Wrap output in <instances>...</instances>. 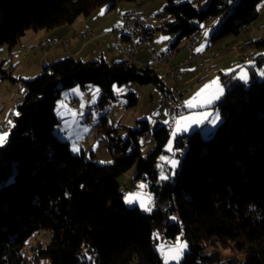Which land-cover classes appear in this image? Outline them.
<instances>
[{"label": "trees", "instance_id": "obj_1", "mask_svg": "<svg viewBox=\"0 0 264 264\" xmlns=\"http://www.w3.org/2000/svg\"><path fill=\"white\" fill-rule=\"evenodd\" d=\"M154 1L0 0V47L13 49L28 31L69 26L103 6L109 12L120 4L140 8ZM163 1L155 14L161 19L156 31L174 35L171 47H176L208 20L222 19L211 41L238 36L259 17L257 6L264 0ZM231 48L226 45L217 54ZM263 48L264 37L238 47L240 54L251 52L255 61L249 83L219 72L226 88L216 106L220 122L207 139L199 131L174 139L173 149L183 157L175 168L165 164L166 180L158 168L159 159L170 156L166 126L157 124L150 132L147 121H138L139 128L126 130L123 139L120 129L101 117L99 134L111 156L107 165L73 154L55 134L61 123L55 108L62 92L97 87L101 110L115 100V87L129 83L152 85L168 96L157 69L125 59L107 63L68 58L22 81L21 103L15 106L7 142L0 146V264H162L154 228L171 239L183 233L189 249L180 264H223L219 252L203 253L209 245L244 254L243 261L228 264H264V77L258 75ZM12 70L0 65V82H21ZM124 96L134 106L135 94ZM145 135L153 148L144 156L140 139ZM134 166L135 178L148 182L154 202L150 213L128 208L119 189L118 178ZM38 233H48L47 241L28 244Z\"/></svg>", "mask_w": 264, "mask_h": 264}, {"label": "crops", "instance_id": "obj_2", "mask_svg": "<svg viewBox=\"0 0 264 264\" xmlns=\"http://www.w3.org/2000/svg\"><path fill=\"white\" fill-rule=\"evenodd\" d=\"M164 4L165 3L163 0H158L145 3L139 8V10L142 12V8H144L145 6L148 7L150 14L153 16V26L149 24L148 20H146L145 18L144 19L147 23V30L149 31L147 38L149 40L150 47L157 51H163L170 48L175 41L174 35H160L161 33L156 31V28L161 24V19L155 16V14L162 10ZM129 6L131 5H124L121 9V12L118 13L115 18L107 19L110 12L109 11L107 12L108 14L103 15V18L96 20L94 19V17L96 16L94 15L96 14L95 11L91 16L87 18L79 17L73 24L69 26H63L48 32L28 31L20 39L19 44L13 49H9V47L5 45L0 47V65L3 69H13L12 76L22 82L25 80L35 79L41 74L43 68L68 58H74L83 61H94L102 59L107 63L120 62L124 60V58L121 55L114 53L110 48L112 43L119 40V37L111 33L115 27H119L121 25L122 14ZM260 14H264V9L263 13L259 11V15ZM161 37H168L169 39L161 41ZM41 41H49L52 44L39 50H34L33 48ZM180 44L181 42L177 46H179ZM208 48H210L212 51L211 55L204 54L202 57L192 60H188L187 52L184 49H179L173 60V64L177 65L181 72L182 79L179 82H175L167 76V69L160 68L157 70L158 74L159 72L163 73L164 79L168 82L167 83L165 80H163V78L160 77L168 91H171L175 87H179L182 91V98L185 109L184 112L179 116L171 115L168 106L159 102L163 94H161L156 88L155 89L158 92L155 89H149L148 87L143 86H138L137 88L128 91L123 86L121 88L115 87L114 93L115 95L134 93L136 97L134 105H137L139 102V98H141L144 102V112L140 116L141 119L136 120V123L142 120L147 121L148 128L150 129V122L147 120V116L149 115L152 118L156 119L154 128L157 124L159 126L163 125L169 128V138L171 135H173V131L176 129V119H180L182 116H191L197 113L208 112L210 115L206 120L203 121L201 125H193L190 130L186 132L181 130L180 132H177L176 137L180 135H189L194 131H199L202 135V131H204L206 127L210 126L209 121L215 118L217 114L216 106L220 103V100L222 99L224 94L220 96L219 99L215 100L212 105L205 106L204 108L189 109L188 107H186L185 101H189L198 92H200L201 89H204L206 85L210 84L214 80L219 81L220 85L224 88L225 93L226 88L220 81L219 72L223 74H232L234 78L238 79L239 81L243 83H249V69L254 65V63L249 65L250 67H248V79L247 82H244L238 78V75L241 72L240 64L244 62L241 59L239 52L237 55H233L232 63L227 64L225 62L228 61L225 60H227L232 55V51H228L224 54L218 55L217 51L220 48L215 50V48L211 46V43L209 41L207 43H203L199 40V44L197 46L198 51L205 52ZM261 55L262 68L260 70L264 71V54L261 53ZM138 59L141 61H147V56L144 52H142L138 54ZM251 59H253L252 56L247 62L244 63L248 65L251 62ZM21 82H16L15 84L12 83L11 87L9 86L8 81L0 82V104L3 101V103L1 104L2 107L0 105L1 108L4 107V101H6V99H8V101H12V105L14 103V98L17 104L22 99L21 97L19 100H16L17 92L19 90L18 85ZM74 89H79L80 94H82V99L85 107L83 109V117L81 118L77 116L79 127H77L75 124H72L71 128L68 129L69 131L74 133L72 139L70 140L68 139L66 133L61 131V129L67 127L65 121L71 123V116L70 114H66L64 120H62L60 115H58V111H63V109L59 108L61 102L64 105H67V108L69 109L76 110L77 112L81 110V96H78L73 91ZM96 89L99 88L88 86L86 88L74 87L66 90L62 92L55 108V114L61 121L59 127L55 131L56 136L60 140L65 141L69 144L73 154L82 153L84 157L87 158L86 155L87 152H89L90 159L95 162H97V156L94 150H99V148H97L98 141L100 140L105 143V147L107 145L106 138L99 134L101 117L103 116H100L98 120L94 114V111H101V109H99L97 106V102L100 96V90L96 95L95 103H91L93 99V93ZM1 108L0 124L6 121L9 124L10 119H12V116L14 115L13 111L11 110L12 106L8 112L1 110ZM87 113H90L93 119V127H91L87 132H84L83 119ZM219 121L220 117L216 123H218ZM116 127L119 129H125L124 133L126 130L131 129L128 125H125L122 122H120ZM5 130L0 134H5ZM77 136H79V139L76 138ZM7 139L5 142H7ZM142 141L144 142L146 149L153 147V143L148 135H145L140 139V146ZM73 143H75L76 146L80 149L78 152H74L72 150ZM99 159L103 161H111V156H100ZM165 164L166 162L163 164V166Z\"/></svg>", "mask_w": 264, "mask_h": 264}, {"label": "rangeland", "instance_id": "obj_3", "mask_svg": "<svg viewBox=\"0 0 264 264\" xmlns=\"http://www.w3.org/2000/svg\"><path fill=\"white\" fill-rule=\"evenodd\" d=\"M124 5H126V4H120L116 8V10L115 9L114 10H111L109 12V14L107 13L106 7H104V6L103 7H100V8H98L96 10V12H95L96 14H94L96 16L94 17V19L99 20V19H101V18L104 17L103 15H106V14H108L107 19L115 18L116 15L121 12V9H122V7ZM131 6H134V5H131ZM257 9L260 12L263 13L264 1H262L257 6ZM142 13H143V17L146 20H148L149 24H151L153 26V23H152L153 16L150 14L149 8L146 7V6L144 8H142ZM221 20L222 19H217L214 22L213 21H209V20L203 22L201 24V25H203V27H201V31L202 32H201V34L199 36V40L202 41L203 43H207L209 41L211 43V46H213L215 48V50H217L218 48L224 47L226 45L232 47L229 50V51H232V55L227 60H225V61H228V62H225L227 64H229V63L231 64L232 63V61H233L232 57H233V55H237L238 54V47L240 45H242L243 43H245V42H247L249 40H255L257 38L264 37V14H260L259 17L250 25L249 31H247V32L240 31V33H239L238 36L231 35V36H228V37H225V38H222L220 40H217V41H214L213 42L210 39L211 36H212V34L215 31V29H213L212 26L213 25H215V26L219 25ZM212 23H213V25H212ZM206 31L208 32V36L207 37H205V32ZM160 35H162V34H160ZM211 53H212V51H211ZM260 53H263L264 54V48L260 51ZM243 54H246V55H248L250 57L252 56V53L251 52L242 53V54H240V56H242ZM252 63H255V61L253 59H251V62L248 65L246 63L242 62L240 64L241 65L240 70L241 69H244V70H246L248 72V67H250L249 65L252 64ZM261 72H262V70L258 71V75H259V78L262 79L264 77V75H261ZM159 75H160L161 78H163V80H165L162 72H159ZM5 81H7V80H5ZM8 83H9V86L11 87L12 86L11 85L12 83L9 82V81H8ZM143 87H148L149 89H155L152 85H145ZM15 96H16V94H15ZM225 96H226V92L224 93V95H223L222 99L220 100V102L223 101V99L225 98ZM144 99H146V98H144ZM2 103H3V101H2ZM15 103H16L15 102V98H14L13 105H12V101H8V99H6V101H4V107L1 108L2 105L0 104L1 105L0 108H1V110L5 111V112H8L9 109L11 108V106H12L11 110L15 114V106L17 104V103L15 104ZM20 103H21V100L18 102V104H20ZM128 103H129V99L126 98L124 96V94L117 95L116 98H115V100L106 109L101 110L100 112L94 111V114H95V116H96V118L98 120H99L100 116H106L107 117V120H108V123L111 124L114 127L118 126V124L120 122H122L123 124L128 125L129 128H131V129H137V128H139V125H138V123H136V120L141 119L140 116L144 112V102L142 101L141 98H139V102H138L137 105L129 106ZM217 112H218V110H217ZM147 120L150 122V129L149 130H150V132H152L154 130V124L156 122V119H154V118H152L151 116L148 115L147 116ZM218 123H216L214 127L211 124H210V126L206 127L204 129V131H202V137L204 139H207L208 136H209V134H210V132L214 131L215 128L218 126ZM12 124H13V120L10 119V122L8 124V127L5 128L6 129L5 130V134L9 135L10 130L12 128ZM209 129H210V131H208ZM124 130L125 129H120L119 130V135L123 139H125L127 137L126 131L124 133ZM190 134H192V133H190ZM175 138H176V135L175 136L171 135L170 138H169L168 144L166 146V151L168 152V154H170V156H165V157H163L164 159H161L162 158L161 157L159 159V166H158V168L160 170V176H161V172L162 171H163L164 175L166 174L165 173V171H166L165 165L163 166V164L165 163V161H168V160L169 161H171V160H177L178 162H180L181 158L183 157V153L182 152L175 151L173 149V142H174V139ZM5 144H6V142L3 145H5ZM141 146H142L141 150H142V153H143L144 156L147 155L149 152H151V150L153 148V147H150L149 149H146L143 141L141 143ZM169 147H171V151L168 150ZM94 151H95V154L97 156V163L98 164H100V165L110 164L109 163V162H111L110 160L109 161H103V160L99 159L100 156H106V157H108L109 154H108L107 147L101 148L99 150H94ZM177 153L180 155V158L179 159L175 156ZM86 156H87V158H86L87 160H92V159H90L89 152H87V155ZM162 166H163V168H162ZM135 176H136V167L134 166L128 172H126L125 174L121 175L118 178L119 189H120V191L123 194L124 203H125V205L128 208L138 207L142 212L150 213L152 210L150 212L144 211L141 208L139 201L134 202L132 204H128V203L125 202V197L128 196V195H130V194L143 193L145 196H147V195L150 194L149 193V189H148V182L144 178H135ZM141 184L146 185V187H144L143 189H141L139 187V185H141ZM150 207H151V209H153V204L150 205ZM173 217L175 219H173ZM173 217L171 218V221L172 222H175L177 220V216H173ZM156 233H158L159 236H160V239L159 240H156L154 238V234H156ZM177 237H179L182 241L187 242V244H188V241L184 238L182 232L179 233L175 238L171 239V238L165 237V235L162 232H160L158 229H156V228L153 229V240L156 243V251H157V253L159 255V258H160L162 264H164L163 258L161 256L160 252H158V250H157V245L158 244H163L165 242H167L169 244L175 243ZM47 239H48V233H38V234H36L33 237V239L29 240V243L28 244L35 245L38 241H47ZM188 249H189V246H188L187 250L185 251V253L188 251ZM212 251H217V252L220 253V255L222 257V260H223V264H228V262H229L228 260H232V259L234 261H243L244 260V254L243 253L237 252L236 250L231 249L230 247L223 248L221 246H212V245H209V246H207L205 248V250H204L203 253L204 254H209ZM24 254H25V250L22 251V255H24ZM183 257H184V255L182 256L181 260L183 259ZM45 264H49V263H45Z\"/></svg>", "mask_w": 264, "mask_h": 264}, {"label": "built area", "instance_id": "obj_4", "mask_svg": "<svg viewBox=\"0 0 264 264\" xmlns=\"http://www.w3.org/2000/svg\"><path fill=\"white\" fill-rule=\"evenodd\" d=\"M231 3H235L231 0ZM213 21V20H209ZM213 25V23H212ZM213 28L215 25L212 26ZM250 25L243 26L241 31H249ZM147 23L143 17L142 12L139 8L133 9L132 11H124L122 14V23L119 27H115L112 30L113 35H117L119 40L111 44V50L121 55L126 61L132 63L137 67H155L158 69H167V76L175 82H179L182 79L181 72L177 65L173 64L175 55L179 49H184L187 52L188 60L198 59L204 54L210 55L211 49L208 48L205 52L198 51L197 46L199 44V36L201 29H196L185 38V47L176 48L170 47L163 51H157L150 47L149 41H147ZM52 43L49 41H41L33 49L39 50L46 46H50ZM144 52L147 56V61H141L138 59V54ZM244 62H247L250 58L241 56ZM139 85L135 83H129L124 85L125 89L130 91L137 88ZM18 93L16 100L22 97L25 85L21 82L18 85ZM159 102L166 104L169 108V112L173 116H179L184 112V102L182 98V91L179 87H175L170 91L168 96L163 95ZM7 122L3 123L0 127V133L2 128L7 127ZM84 128L90 129L93 127V119H83ZM105 143H101L100 140L97 143V148H104ZM95 253V252H94ZM92 258V256H91Z\"/></svg>", "mask_w": 264, "mask_h": 264}, {"label": "snow or ice", "instance_id": "obj_5", "mask_svg": "<svg viewBox=\"0 0 264 264\" xmlns=\"http://www.w3.org/2000/svg\"><path fill=\"white\" fill-rule=\"evenodd\" d=\"M231 2V0H229ZM203 27V25H201ZM208 36V32H205V37ZM169 39L168 37H161V41ZM261 75H264V71L261 72ZM238 78L244 82H247L248 79V72L244 69H241V72L238 75ZM78 96H81V106L80 111L77 112L76 110H72L67 108V105H64L62 102L59 105L60 109H63V111H58V115H60L61 119L64 120L66 114H70L71 116V123L68 121H65L67 127L62 128L61 131L65 132L68 139H72L74 133L69 131L68 129L71 128L72 124H75L77 127H79V121L77 120V116L83 117V109L85 107L82 94H80L79 89L73 90ZM99 93V89H96L93 93V99L91 103H95L96 101V95ZM224 94V88L220 85L218 80L212 81L210 84L206 85L204 89H201L200 92H198L194 97H192L189 101H185L186 107L189 109H198V108H204L205 106H210L213 104V102L217 99H219L220 96ZM210 114L208 112L204 113H197L193 114L191 116H182L180 119L175 120L176 129L173 131V136L177 134V132L183 131H189L190 128L195 125L199 126L203 123L204 120L208 118ZM219 120V113L217 112L214 119L210 120L209 123L214 127L216 122ZM89 129L87 127L83 128L84 132H87ZM210 131V129L208 130ZM79 139V136L76 137ZM7 139V134H0V146L4 144V142ZM72 150L74 152H78L79 148L76 146L75 143H73ZM171 151V147L168 149ZM161 159H164L163 157ZM166 163H170L173 168L176 167V165L179 163L177 160H171V161H165ZM110 163V162H109ZM160 178L162 180L168 179L166 175H164L163 171L161 172ZM141 189L146 187V185H139ZM140 202V206L144 211L150 212L152 209L150 205H152L153 198L149 194L145 196L143 193H137V194H130L125 197V202L128 204H132L134 202ZM173 219H175L173 217ZM154 238L156 240L160 239V236L158 233L154 234ZM188 248V244L185 241H182L179 237H177L175 243L169 244L167 242L163 244L157 245V250L160 252L164 264H180L181 258L184 255L185 251ZM90 259V257H89Z\"/></svg>", "mask_w": 264, "mask_h": 264}, {"label": "bare ground", "instance_id": "obj_6", "mask_svg": "<svg viewBox=\"0 0 264 264\" xmlns=\"http://www.w3.org/2000/svg\"><path fill=\"white\" fill-rule=\"evenodd\" d=\"M207 1H210V0H207ZM237 0H234V2H236ZM136 8H138V7H136V6H129L128 8H126V10L125 11H132L133 9H136ZM214 22V21H213ZM216 27L217 26H215L213 29H216ZM148 33V32H147ZM147 41H149L148 40V38H147ZM183 47H185V39L184 40H182L181 41V44L179 45V46H176V48H183ZM241 53H244V52H241ZM242 56H246L247 58H250V56H248V55H246V54H243ZM148 68H152V69H157V68H155V67H148ZM89 118H92L91 117V115H90V113H87L85 116H84V119H89ZM7 122V121H6ZM6 122H2L1 124H0V127L2 126V124L3 123H6ZM5 130V128H2L1 129V133L3 132ZM101 143H103L102 141H100ZM94 256H95V254L94 255H92V258H94Z\"/></svg>", "mask_w": 264, "mask_h": 264}]
</instances>
